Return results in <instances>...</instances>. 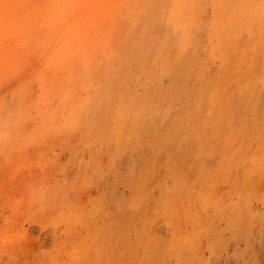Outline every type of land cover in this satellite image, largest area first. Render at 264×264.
I'll return each instance as SVG.
<instances>
[{
  "label": "rangeland",
  "instance_id": "1",
  "mask_svg": "<svg viewBox=\"0 0 264 264\" xmlns=\"http://www.w3.org/2000/svg\"><path fill=\"white\" fill-rule=\"evenodd\" d=\"M0 264H264V0H0Z\"/></svg>",
  "mask_w": 264,
  "mask_h": 264
}]
</instances>
